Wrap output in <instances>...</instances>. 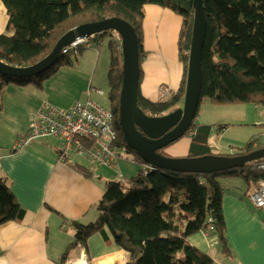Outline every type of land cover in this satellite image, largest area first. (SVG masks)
<instances>
[{
  "label": "trees",
  "instance_id": "trees-1",
  "mask_svg": "<svg viewBox=\"0 0 264 264\" xmlns=\"http://www.w3.org/2000/svg\"><path fill=\"white\" fill-rule=\"evenodd\" d=\"M1 1L7 11L9 29L13 33L0 35V62L12 68L38 63L67 31L107 18L121 19L133 28L138 40L140 62L143 53L144 6L156 5L169 9L182 19L177 47L184 67L183 79L172 98L153 103L138 95V106L149 117H161L177 109L182 102L194 16L193 0ZM203 8L206 35L201 51L199 104L207 100L214 106L252 104L264 109V0H203ZM120 60V50L112 48L107 82L117 144L138 165H146L125 144L118 123V97L122 79ZM71 64L60 55L48 71L36 77L17 79L0 74V113L3 110L2 96L7 86L34 85L40 88L45 79L61 67ZM140 76L141 70L139 79ZM262 127L264 129V125ZM211 130V126L195 127L187 157L225 156L213 153L209 144ZM166 148L157 153L167 157L164 154ZM240 149L242 152L226 156H241L264 149V143L254 148L249 142ZM253 164L251 162L243 168L215 174L143 171L140 166L137 174L127 183L107 182L102 198L94 206L95 220L87 224L71 222L75 233L61 256L60 264H65L73 251L85 249L91 235L105 230L112 236L115 246L128 255V264H215L209 256L191 246L187 239L197 232L205 233L207 220L211 219L209 234L216 236L221 253L230 255L222 209L223 186L219 179L234 175L250 192L258 181L264 179V172L255 171ZM73 168L85 178L94 176L85 165L75 163ZM24 215V209L5 180L0 178V225L21 222Z\"/></svg>",
  "mask_w": 264,
  "mask_h": 264
},
{
  "label": "crops",
  "instance_id": "crops-1",
  "mask_svg": "<svg viewBox=\"0 0 264 264\" xmlns=\"http://www.w3.org/2000/svg\"><path fill=\"white\" fill-rule=\"evenodd\" d=\"M143 13V53L139 62L141 76L138 95L159 103L163 102L159 97V86L170 87L176 95L183 79L184 67L177 47L182 19L169 9L156 5H145ZM8 20L6 8L0 0V35H12ZM81 56V62L86 61L87 55ZM72 66L61 67L45 79L40 88L10 84L2 96L0 178L5 180L25 215L21 222L0 225V264H60L69 242L64 248H55L51 234L60 235L73 229L72 221L87 224L96 218L94 206L102 198L106 187L101 184L100 176L95 177L97 173L102 176L101 171L89 166L93 177L85 178L79 174L73 165H84L80 163L82 158L73 155L76 158L74 161L63 159L62 142L57 137L39 138L22 149L16 147L18 138L26 133L41 103L51 104L46 84L55 83L53 81L73 83L77 75L74 73H78L82 84L78 95L87 96L88 89L94 88L90 84L85 89L83 84L86 76L83 70L75 72ZM94 97L99 96L90 95L97 102ZM226 107L234 112L229 118L221 117L213 123L196 121L197 125L212 127L209 144L214 154H217L220 143L231 145L234 142L225 136L229 131L264 125V121H258V117L264 113L260 106L245 104ZM219 109L223 111L226 108L223 106ZM258 129L249 138L254 134L264 136V129ZM183 138L184 141L181 140ZM181 139L164 150L167 157L188 156L191 138L185 134ZM233 153L234 149L230 148L227 155ZM123 166L120 165L119 172ZM134 170L130 174L132 177ZM219 182L223 186L222 209L230 255L221 253L216 236H206L204 232L191 235L187 239L188 243L209 256L215 264H264V211L254 207L250 192L246 191V186L239 178L227 175L220 178ZM65 264H128V255L115 246L112 236L105 230L91 235L86 248L73 251Z\"/></svg>",
  "mask_w": 264,
  "mask_h": 264
},
{
  "label": "water",
  "instance_id": "water-1",
  "mask_svg": "<svg viewBox=\"0 0 264 264\" xmlns=\"http://www.w3.org/2000/svg\"><path fill=\"white\" fill-rule=\"evenodd\" d=\"M193 8L182 106L161 117H149L138 106L140 75L138 40L133 28L118 18H107L67 31L56 41L51 52L34 65L12 68L0 62V74L17 79L39 76L48 71L61 55V50L76 39L102 37L110 31H115L120 38L122 78L118 97V123L125 144L151 170L182 174H215L243 168L248 163L264 159V149L231 157L206 155L196 158H169L157 153L185 136L196 118L199 106L202 86L201 51L206 35L203 0H193Z\"/></svg>",
  "mask_w": 264,
  "mask_h": 264
},
{
  "label": "built area",
  "instance_id": "built-area-1",
  "mask_svg": "<svg viewBox=\"0 0 264 264\" xmlns=\"http://www.w3.org/2000/svg\"><path fill=\"white\" fill-rule=\"evenodd\" d=\"M108 36L112 37L113 42L120 47V38L115 31H110ZM100 42L101 37L76 39L61 50V55L73 53L78 57L84 49H95L98 53ZM158 92L162 101L174 96L172 89L166 85L159 86ZM91 94L104 96L102 90L89 88L86 100L75 101L67 109L42 102L34 112L26 133L18 138L16 147L22 149L39 138L57 137L62 142L61 154L65 160L72 155H77L84 158L92 167L110 168L115 171H119L121 160L138 165L125 149L117 144V132L114 128V116L111 109L104 108L100 103L92 100ZM108 103L110 104L109 98ZM196 121L195 118L186 132L190 138L195 134ZM250 142L253 147L257 146L256 138H252ZM138 166H141L143 171L151 170L147 164ZM253 169L264 172V159L254 162ZM115 182L124 183L120 172ZM249 197L255 208L264 211V179L258 181L252 188ZM211 228L212 221L208 219L206 236H209Z\"/></svg>",
  "mask_w": 264,
  "mask_h": 264
},
{
  "label": "rangeland",
  "instance_id": "rangeland-1",
  "mask_svg": "<svg viewBox=\"0 0 264 264\" xmlns=\"http://www.w3.org/2000/svg\"><path fill=\"white\" fill-rule=\"evenodd\" d=\"M113 41L114 39L108 36L107 34L101 37L100 49L98 53L95 49H84L79 53L78 57H76L73 53L64 56L66 60L68 59L72 63L73 65L72 68L75 72H81V69L83 70L84 75L86 76L85 82L83 84L85 89H87L88 85L91 84L92 87L100 89L104 92V96L94 97L96 98L97 102L100 103L104 108H110V104L108 103L109 87L107 82V74L110 66V50L112 48L114 49L116 48L118 51L120 50V47H118ZM81 55H87L85 59L86 61L83 60V62H81L80 60V58H82ZM120 59H121V53H120ZM74 74L77 75L74 78L73 83L53 81L55 83L51 82L50 84L45 85V87L50 93L49 95L51 97L50 100L52 105L58 108H65L70 106L72 102L78 100L79 101L86 100L87 96L85 94L78 95L79 87L82 85L81 80L79 79L80 74L78 73H74ZM230 106H234V105H230ZM219 107H223V106L211 105L207 100L201 101L198 106L197 122L199 121L200 123L202 121L203 122L207 121L209 123H213L212 121L219 120V118L221 119V117L229 118L234 113L233 111L230 110L229 107L224 106V108L226 109H223V111H221L222 109H219ZM211 109L214 110V112H212ZM258 118H259L258 121L263 122L264 113L262 114V116H259ZM257 128H259L258 131L263 130L262 126L261 127L251 126V127L233 129L229 131V133L226 134L225 136H227L228 139L234 140V142H231L232 143L231 145H229L227 142L220 143L217 154L226 156L228 152H230V148L234 149L233 155L240 153L242 152L240 148L244 147L247 143H249L252 137L256 138L257 145L264 143V136H259L254 134L251 138H249L253 132L254 133L256 132L255 129ZM181 140L184 141V138ZM74 159L76 158L73 155L70 156L69 158V160L72 161H74ZM80 163L84 164L86 167L90 166L84 158H82ZM120 165H124L122 168L123 171L122 175L124 176V183H127L128 180L133 176V175L131 176L130 174L132 173L135 167L136 170H134L135 172L134 176L137 174V170H138L137 167L139 166H135L134 164L123 160L119 162V167ZM93 168H95V170L97 171H101L102 176L97 173L95 177L98 178L100 176L101 180L100 179L99 180L103 185L104 184L106 185L107 182L115 181L117 178L116 175L119 172L118 170L115 171L110 168H97V167H93ZM122 171L120 169L121 173ZM74 233H75L74 229H69L66 232L60 233V235L51 234L52 244L53 245L56 244L55 248H59L61 246L62 248H64L68 242L70 243L73 240ZM64 239H66L65 242Z\"/></svg>",
  "mask_w": 264,
  "mask_h": 264
}]
</instances>
